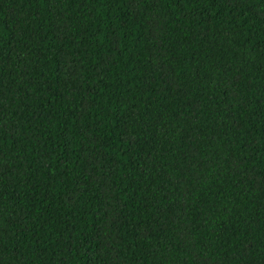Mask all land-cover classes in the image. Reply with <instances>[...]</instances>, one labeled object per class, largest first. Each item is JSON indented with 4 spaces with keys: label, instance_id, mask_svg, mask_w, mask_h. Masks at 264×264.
<instances>
[{
    "label": "trees",
    "instance_id": "16d2710c",
    "mask_svg": "<svg viewBox=\"0 0 264 264\" xmlns=\"http://www.w3.org/2000/svg\"><path fill=\"white\" fill-rule=\"evenodd\" d=\"M0 264H264V0H0Z\"/></svg>",
    "mask_w": 264,
    "mask_h": 264
}]
</instances>
